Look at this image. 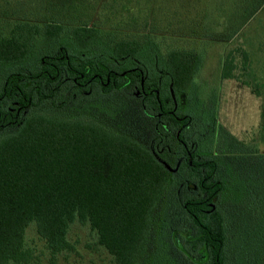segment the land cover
Segmentation results:
<instances>
[{
    "label": "trees",
    "instance_id": "trees-1",
    "mask_svg": "<svg viewBox=\"0 0 264 264\" xmlns=\"http://www.w3.org/2000/svg\"><path fill=\"white\" fill-rule=\"evenodd\" d=\"M119 1L124 12L116 10V19L136 30L149 26L151 33L87 24L67 28L53 21L43 26L18 22L7 26L8 35L0 31V264L31 261L26 234L32 226L52 254L73 250L69 231L74 223L88 225L118 264H152V250L159 243L170 246V226L190 259H203L200 264H264V248L259 262H236L234 246L229 258L219 206L222 198L232 197V184L243 182V175L233 177L232 164L245 163L242 154L258 145L232 137L217 121L215 99L200 94L196 75L202 54L194 49L163 53L153 38L158 27L153 13L136 0ZM232 2L234 11L217 10V24L233 20L238 29L230 33L237 34L264 0ZM199 31L192 27L183 36ZM241 56L246 70L248 56ZM157 69L163 73L162 94L170 86L181 101L178 111L188 114V128L179 137L198 143L195 169L186 159L177 166L178 153L161 161L130 132L132 109L125 94L140 88L143 79L147 90L159 84ZM73 76L82 82L94 76L110 81L99 84L102 93L98 90L94 102H83L77 116H68L70 102L89 97L80 94ZM149 101L158 106L155 97ZM261 114L264 128V103ZM172 147L181 150L174 135ZM190 188L196 191L189 193ZM248 193L244 188L233 202ZM185 231L186 241L180 236ZM174 250L181 264L183 255Z\"/></svg>",
    "mask_w": 264,
    "mask_h": 264
},
{
    "label": "rangeland",
    "instance_id": "rangeland-1",
    "mask_svg": "<svg viewBox=\"0 0 264 264\" xmlns=\"http://www.w3.org/2000/svg\"><path fill=\"white\" fill-rule=\"evenodd\" d=\"M136 1L140 6L148 8V14L153 13L154 19L157 20L158 27L156 33H153V38L163 53L173 49H194L202 54L203 64L196 75V81L200 83L201 95L204 94L210 102L215 99L218 123L246 146L258 145L256 151L248 150L242 154L245 163L232 164L233 177L239 178L243 175V182L233 183L230 189L232 197L230 200L222 198L219 206L226 219L229 258L234 246L236 262H259L264 248V142H261L264 138L261 114L264 103V5L240 25L239 33L232 34V29H238L236 22L231 20L227 25L220 26L216 17L220 8L234 11L235 4L232 0ZM121 5L119 0H0V31L8 35L10 28L7 29V26L12 27L18 22L26 21L43 26L53 21L67 28L87 24L96 25L102 30L129 34L151 33L149 26L136 30L132 29L131 25L127 27L122 21H118L115 15L116 10H124ZM131 9L134 11L135 8ZM141 14L146 13L142 11ZM161 18L165 20L164 23L160 21ZM131 22L132 20L128 21ZM151 22L146 25H151ZM191 23H200V26H192ZM192 27H198L200 33L183 36L191 31ZM242 52H246L248 56L246 70L243 69ZM125 95L132 109L133 131L130 132H133L139 143H148L149 146L152 136L151 123L133 93ZM95 97L84 96L76 104L70 102L71 109L65 110L66 115L77 116L83 102L95 101ZM178 102L181 104V101ZM200 126L197 123L196 129ZM254 160L259 161L255 164ZM244 188L252 193H248L241 202L235 204L237 195L244 193ZM177 189L175 188V191ZM187 191L194 193L196 190L190 188ZM165 220L166 218L161 221L162 224ZM180 236L186 241L188 233L185 231ZM169 237L170 251L159 243L151 252L152 264H178L172 256L174 249L183 255L181 264H200L203 261L194 257L190 259L192 255L186 247L182 248L172 226ZM69 238L74 245L73 250L52 254L36 233L35 227H30L26 241L32 247L34 255L28 264H118L113 256L99 245L95 232L88 225L74 223L70 228Z\"/></svg>",
    "mask_w": 264,
    "mask_h": 264
},
{
    "label": "flooded vegetation",
    "instance_id": "flooded-vegetation-1",
    "mask_svg": "<svg viewBox=\"0 0 264 264\" xmlns=\"http://www.w3.org/2000/svg\"><path fill=\"white\" fill-rule=\"evenodd\" d=\"M159 72L158 80L159 84L151 86L150 90H147L144 86V79L142 80L141 87L137 86L134 88L135 91H132L133 95L136 97L137 101L141 108L143 109L144 114L150 121V128L152 131V136L149 139L151 151L157 156L161 161L165 160L163 155H166L169 158L171 155L177 154V166H179L184 159L188 161V164L195 169V165L193 163L192 155L194 153V149L196 144L194 140L189 139L183 140L180 136L181 132H184L188 128V120L186 116L187 113L179 110V104L174 96L173 91L170 89L169 91L165 89L163 94L161 92V86L163 82V73L160 69H157ZM125 72L121 73V76H124ZM127 80L129 76H126ZM74 84L77 88L81 89L83 93L88 96H97L98 90L102 93L101 89L98 87L99 84L106 85L108 81H110V77H107V81L104 82L101 76H94L93 78H88L86 82H82L80 78L78 80L77 76L72 77ZM100 82V83H98ZM157 101L158 106L154 104H149V100L154 98ZM184 130V131H183ZM173 135L176 139L178 145L181 146L180 151H174L172 147ZM183 148V149H182ZM166 161V160H165ZM186 216H191L190 213L184 212L182 213Z\"/></svg>",
    "mask_w": 264,
    "mask_h": 264
},
{
    "label": "water",
    "instance_id": "water-1",
    "mask_svg": "<svg viewBox=\"0 0 264 264\" xmlns=\"http://www.w3.org/2000/svg\"><path fill=\"white\" fill-rule=\"evenodd\" d=\"M167 166L171 169V167H170L169 165H167ZM214 208H215V206L213 205V206H212V209H214Z\"/></svg>",
    "mask_w": 264,
    "mask_h": 264
}]
</instances>
